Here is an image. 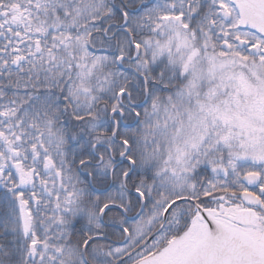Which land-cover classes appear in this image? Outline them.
<instances>
[{"label":"snow or ice","instance_id":"6c2138e0","mask_svg":"<svg viewBox=\"0 0 264 264\" xmlns=\"http://www.w3.org/2000/svg\"><path fill=\"white\" fill-rule=\"evenodd\" d=\"M0 264H264V0H0Z\"/></svg>","mask_w":264,"mask_h":264}]
</instances>
